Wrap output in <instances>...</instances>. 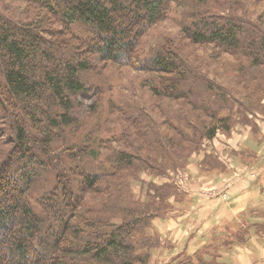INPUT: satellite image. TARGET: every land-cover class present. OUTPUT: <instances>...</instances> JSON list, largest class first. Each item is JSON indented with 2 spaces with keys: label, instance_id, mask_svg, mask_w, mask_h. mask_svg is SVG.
Segmentation results:
<instances>
[{
  "label": "trees",
  "instance_id": "1",
  "mask_svg": "<svg viewBox=\"0 0 264 264\" xmlns=\"http://www.w3.org/2000/svg\"><path fill=\"white\" fill-rule=\"evenodd\" d=\"M167 20L178 33L142 49ZM122 66L139 78L126 104L109 95ZM263 101L264 0H0V254L7 264H151L160 246L158 264H232L216 239L250 246L227 231L237 216L206 244L161 242L148 228L182 193L150 181L137 200L129 177L183 166L203 140L261 117ZM249 186L264 193V171Z\"/></svg>",
  "mask_w": 264,
  "mask_h": 264
},
{
  "label": "rangeland",
  "instance_id": "2",
  "mask_svg": "<svg viewBox=\"0 0 264 264\" xmlns=\"http://www.w3.org/2000/svg\"><path fill=\"white\" fill-rule=\"evenodd\" d=\"M185 5L187 6L188 4L185 3ZM121 18L123 26L125 28L130 27L132 31L139 25L129 14ZM172 21L167 20L163 25L153 26L148 30L146 37L143 39L142 49L149 50L152 47H156L158 41L166 35H176L179 30ZM116 37L120 38V36ZM97 39L100 40L95 35L92 38V40ZM222 70L226 73L228 72L225 69ZM137 75V72L128 67L122 66L117 68L115 72L117 81L111 86L110 89L113 93L109 95H112L120 103L126 104L130 102L131 99L127 86L139 79ZM226 77L224 73H221L218 78L221 82L233 86ZM241 86L246 92L250 91L243 87V85ZM244 90L243 92L246 94ZM107 94L101 95L104 96ZM154 112L156 111L154 110ZM117 115L120 117V114L116 113L113 116L112 123L119 122V120L113 121ZM257 115L262 117L251 115V122H238L235 130L230 135L219 132L213 139L203 140L200 147L191 153L186 159L185 164L181 167H170L164 174H159L161 172L152 169H142L136 175L129 177L131 192L137 200L148 198L146 190L150 181L156 184H162V182L166 181L172 182L173 185L175 184L176 189L182 193L172 195L169 198L170 202L166 210L153 219L152 225L148 228L151 234L159 235L161 242L171 239L178 246L180 245L179 247L185 246L184 249H191L195 243H202L198 241L201 239H203L205 244L210 242V239L206 236L208 233L213 235L212 237L214 238L215 230L219 232V228L224 222L217 221L216 219H211L209 222L207 217L210 215L206 212L207 207L203 205V202L205 201L208 204L207 197L217 190L218 187L216 186L222 184L225 179H228L227 175L233 177L237 175L241 167L245 166L243 164L252 161L254 155L260 159V162L264 161V114L258 113ZM231 138L235 140H231ZM119 142L122 143V141L118 140L113 141L111 144L112 147L119 145ZM183 143L187 148L192 147V144ZM229 169L230 172H228ZM254 172L253 175L257 176L258 171L254 170ZM89 197L93 198L92 201L98 202L96 200L97 197L90 195ZM248 214L245 213V216L242 214V216H237L238 218L236 217L234 219L232 224L228 226L229 228L224 227V229L226 230L228 228L227 231L234 234L233 238H235L236 243H242L244 241V243L249 242L250 247H257V245H253L254 241H257L259 244L264 245V233H261L259 230H264V223L258 222L252 225L251 222L254 220H264V212L262 214L255 213L257 218ZM247 226H249L248 232H246ZM237 232L238 234L244 233L243 238H248L246 240L239 239L235 235ZM222 238L225 237L218 234L216 239L217 243L220 244L218 247L220 248V254L223 255L222 258L232 264H235V262L238 264L237 259L234 258L235 255H233V252H235L233 250L237 248L236 245L233 246L234 248L232 250H229L226 241ZM189 243L191 247H189ZM218 247H216L217 251ZM155 249L157 250L153 253L154 256H152L151 264H158L160 261L166 260L163 259L165 249L160 248V246ZM0 264H7V261L1 254Z\"/></svg>",
  "mask_w": 264,
  "mask_h": 264
},
{
  "label": "crops",
  "instance_id": "3",
  "mask_svg": "<svg viewBox=\"0 0 264 264\" xmlns=\"http://www.w3.org/2000/svg\"><path fill=\"white\" fill-rule=\"evenodd\" d=\"M231 140L235 139L231 138ZM261 169L262 166L257 167L255 164H253L249 169H245V166L241 167V170L234 177L227 175L228 179H225L222 184H218L216 186L218 187L217 190L212 192L207 197L208 204H206L205 201L203 202V205L207 207L206 212L210 215L207 217V220L209 222L211 219L224 221L227 218L230 219L242 214L243 211L249 209L250 207L256 208L257 206L264 205V193L259 192V190L256 188H250L249 186L250 183L255 181V179L264 171ZM254 170L258 171L257 176L253 175V173H255ZM224 192L227 193L229 198L228 200L223 201L221 199V195ZM198 241L202 242V239ZM253 245L261 244H259L257 241H254ZM238 249L242 248L239 247ZM244 249H249L253 253L257 251V247L255 246H248ZM233 255H235L234 258L237 259L239 255L238 250ZM253 262H255V264H264V257L254 256Z\"/></svg>",
  "mask_w": 264,
  "mask_h": 264
},
{
  "label": "clouds",
  "instance_id": "4",
  "mask_svg": "<svg viewBox=\"0 0 264 264\" xmlns=\"http://www.w3.org/2000/svg\"><path fill=\"white\" fill-rule=\"evenodd\" d=\"M238 264H253V257H264V245H257V251L253 253L249 249H238Z\"/></svg>",
  "mask_w": 264,
  "mask_h": 264
},
{
  "label": "built area",
  "instance_id": "5",
  "mask_svg": "<svg viewBox=\"0 0 264 264\" xmlns=\"http://www.w3.org/2000/svg\"><path fill=\"white\" fill-rule=\"evenodd\" d=\"M223 196H225V194H223Z\"/></svg>",
  "mask_w": 264,
  "mask_h": 264
}]
</instances>
